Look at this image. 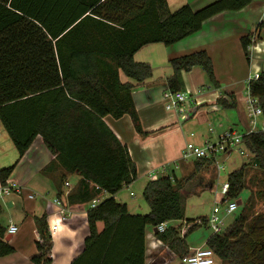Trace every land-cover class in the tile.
<instances>
[{"label":"trees","instance_id":"1","mask_svg":"<svg viewBox=\"0 0 264 264\" xmlns=\"http://www.w3.org/2000/svg\"><path fill=\"white\" fill-rule=\"evenodd\" d=\"M251 2L217 0L197 11L184 5L171 12L166 0H0V121L18 160L40 137L53 155L45 171L58 167L80 177L67 197L69 204L90 203L102 192L109 195L88 210L89 234L71 264H146L147 229L162 224L164 232L156 231L154 236L179 258L189 253L186 237L198 220L183 219L179 192L197 170L213 162L195 160L198 164L187 177L178 179L170 171L148 182L142 198L149 212L132 215L114 195L137 179L136 168L126 146L103 119L128 116L134 131L146 136L133 103V85L120 81V73L136 84L151 77L149 65L133 61L135 53L150 44L172 46L199 32L212 17L240 11ZM257 29H264V23ZM252 40V35L241 39L247 60ZM169 65L170 92L184 91L181 73L193 67H200L214 82L212 63L204 51L171 59ZM248 93L257 100L264 121V71L250 82ZM218 104L223 109L235 107L232 100L228 104L219 99ZM242 145L259 173L247 180L245 165L231 172L222 203L239 201L247 181L264 200V125L242 136ZM13 168L0 171L1 187ZM252 198L250 193L224 233L206 240V247L222 264H264V212L252 215ZM178 221H184V235L181 226H170ZM200 221L204 224L205 218ZM35 223L38 255L32 262L51 264L46 217L35 218ZM97 223L103 224L100 232ZM6 237L0 223V258L14 252Z\"/></svg>","mask_w":264,"mask_h":264},{"label":"crops","instance_id":"2","mask_svg":"<svg viewBox=\"0 0 264 264\" xmlns=\"http://www.w3.org/2000/svg\"><path fill=\"white\" fill-rule=\"evenodd\" d=\"M215 1L217 0H166L171 12L184 5L197 11ZM260 23H264V0H252L240 11L223 12L205 21L199 32L172 46L150 44L142 47L133 56V61L147 64L152 70L151 77L142 84H136L120 73L122 83L133 85V103L142 131L146 133V136L138 135L128 116L119 120L110 116L103 119L121 144L126 146L136 168L137 179L114 195L117 202L127 206L130 214H148V206L144 200L137 201L134 189L142 194L145 185L153 181L149 177L150 172L154 171L159 177L170 171L174 172V169H183L181 163L176 168V163L180 161V153L186 143L201 146L205 141L211 142L213 137L217 141L224 131L236 132L232 126L221 125L229 122L241 124V136L251 132L246 112V81L254 71H264V29H257ZM248 35H252L253 40L248 47L247 60L241 47V39ZM200 51H204L211 60L214 82L207 79L200 67L182 72L181 89L193 94L190 108L183 112V118L173 111L161 113L157 108L158 97L162 96L163 99V93L168 91L166 80L173 74L169 61ZM219 99L228 104L232 100L235 107L223 109L218 104ZM259 118L261 122L258 121L257 126L262 129L264 121L262 117ZM217 123L218 126L215 127ZM239 126L236 125L238 128ZM135 148L139 149L138 154L135 153ZM52 161L53 155L40 137L35 138L27 152L18 160L17 150L0 121V171L14 165L5 186L15 184L21 188L20 194L12 192L10 195L0 196V199L5 197L3 201L9 208H15L14 215L7 220L6 230L9 226L17 228L16 234L9 240L14 252L0 258V264H34L32 259L38 255L36 242L39 241L35 218L45 216L47 228L54 225L56 220L53 215L56 214L57 207L53 204V199L66 191L63 185L60 186V178L64 177L63 181L70 185L71 190L80 180L79 176L67 174L58 167L45 171ZM141 168L143 172L139 175ZM207 188H212V182ZM30 195L36 197L29 199ZM101 197L103 200L109 195L104 193ZM66 205L70 211L69 220L60 224L57 232L50 235L51 264H71L82 252L89 234V204L71 205L66 201ZM179 226L186 230L184 221L175 222L174 227ZM96 228L100 232L103 224L97 223ZM203 247H206V242ZM192 251L194 250L189 247V253Z\"/></svg>","mask_w":264,"mask_h":264},{"label":"rangeland","instance_id":"3","mask_svg":"<svg viewBox=\"0 0 264 264\" xmlns=\"http://www.w3.org/2000/svg\"><path fill=\"white\" fill-rule=\"evenodd\" d=\"M205 74V73H204ZM206 76V75H205ZM159 103L157 104V108L161 113L167 114V111L165 110V103L161 97H158ZM247 111V108H246ZM184 113L181 114V118L184 117ZM261 118H257V121H260ZM238 121V119H237ZM233 124V125H231ZM225 127L234 128L236 132L242 135V131L240 129L241 125L238 122H232V123H226L221 124ZM239 126L238 127H236ZM218 126V123L215 125V127ZM255 130L260 131L261 129L259 126H255ZM216 142V138L213 137L211 142ZM139 150V149H138ZM135 148V153L138 154V151ZM253 156L246 152L245 155H240L239 152H233L229 156L227 155H220L216 160L211 159L207 160L209 162H213L210 165L202 166V169L204 172H201V170H197L195 175H192V178L189 183H187L184 188L179 192L180 194V202L182 206V212H183V219L186 220H199L201 218L208 217L212 209L214 207H218L221 212V218H223V223L225 229L228 228L234 218L242 211L244 207L245 200L249 197L250 193L253 195L252 201L254 202V207L252 210L253 216H258L264 212V200L255 195L256 189L252 183H249L247 181V191H243L241 194L239 200L241 201L242 205L238 206L237 211L230 215L225 216L224 212L227 207L228 201L225 203H221V200L223 199L221 195V189L223 184L227 183L228 175L242 167V165L246 166V176L247 180L252 178L255 174H258V169L253 165ZM179 161L176 163L177 165L180 164ZM175 164V165H176ZM182 164V163H181ZM198 164V163H197ZM195 161H190L182 164V168L180 170H175V175L178 179H182L184 177H187L190 175L193 171V169L196 168ZM173 168V166H172ZM142 169V168H141ZM143 172V169L138 173L139 175ZM212 182V188L208 189L207 187ZM135 198L137 201H142V194L134 189ZM9 198V197H7ZM3 199H0V207L2 209L0 214V223L5 227L7 224L8 218H12L14 215V209H11L8 207V205L3 201ZM38 199V198H37ZM175 222L170 224L171 227H174ZM147 231L151 233V229L148 228ZM213 233L210 228L204 226V225H198L196 228H194L186 237V243L190 247L191 250H197L200 248H203L204 243L206 242L207 238L211 236ZM150 251V248H147ZM155 252L147 253L146 255V264H180L179 263V257L174 255L164 244L162 247H159L158 249H155Z\"/></svg>","mask_w":264,"mask_h":264},{"label":"built area","instance_id":"4","mask_svg":"<svg viewBox=\"0 0 264 264\" xmlns=\"http://www.w3.org/2000/svg\"><path fill=\"white\" fill-rule=\"evenodd\" d=\"M259 71H254L247 79V97H246V105H247V118L249 120V124L251 127V132L255 130V126L257 125V118L261 116V111L258 107L257 100L251 98L248 93V86L250 82L259 78ZM198 94V92H197ZM193 94L189 91L183 92H170L165 91L163 93V101L165 103L166 111H173L179 114H182L186 109H189L193 100ZM263 129V127H262ZM261 129V130H262ZM233 152H239L240 155H245L246 151L242 145V136L234 131L227 130L224 131L215 143H211L205 141L203 145L196 146L192 143H186L180 153V162L186 163L195 160L201 159H214L216 160L220 155L229 156ZM179 165H176V168ZM149 177L153 180H156L158 177L155 172H150ZM64 188L65 192L62 193L61 196H57L53 199V204L57 207L56 214L53 217L56 220V223L48 228V232L54 234L57 232L60 224L66 223L70 218V211L66 205V201L68 203L67 197L70 193L71 187L65 182ZM98 190L99 188L96 187ZM228 189V185L225 183L221 189V195L224 198ZM12 192L16 194L21 193V188L15 184L7 185L5 187L0 188V196L1 195H10ZM102 192L101 195H103ZM101 195L93 199L89 204V209H95L97 205L102 201ZM133 196V193L130 194ZM36 195H30L29 199H34ZM223 200V199H222ZM221 200V203H222ZM226 202V201H225ZM223 202V203H225ZM238 209L237 201H228L227 207L225 209L224 215L230 216L234 214ZM221 212L219 208L216 206L212 209L211 214L208 217H205V223L203 224L201 221H197V225H204L211 229L212 235H221L225 232V227L223 223V218H221ZM166 225H160L156 230L159 233L164 232ZM188 228V227H187ZM186 230H182V233ZM17 232V228L15 226H9L7 229V235H15ZM155 232L146 233V241L147 248H150V251L146 248V254L149 252L155 251L159 247H162L164 244L158 240L154 236ZM51 259V258H50ZM180 264H222V262L215 256V254L207 247H203L197 250H194L187 255L183 256L179 259Z\"/></svg>","mask_w":264,"mask_h":264},{"label":"water","instance_id":"5","mask_svg":"<svg viewBox=\"0 0 264 264\" xmlns=\"http://www.w3.org/2000/svg\"><path fill=\"white\" fill-rule=\"evenodd\" d=\"M237 205H238V206H241V205H242V203H241L240 200L237 201ZM156 231H157V230L155 229L154 232H156ZM183 235H184V234H183ZM11 237H12L11 235H8V236L5 238V241H6V242H9V240L11 239Z\"/></svg>","mask_w":264,"mask_h":264}]
</instances>
